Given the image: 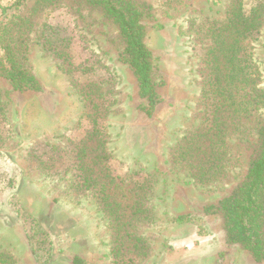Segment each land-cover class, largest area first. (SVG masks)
Here are the masks:
<instances>
[{"label":"rangeland","instance_id":"1","mask_svg":"<svg viewBox=\"0 0 264 264\" xmlns=\"http://www.w3.org/2000/svg\"><path fill=\"white\" fill-rule=\"evenodd\" d=\"M37 1H30L29 12ZM136 1L149 7L142 24L154 57L160 99L151 117L142 111L145 101L139 96L137 80L122 61L119 28L101 9L69 2L39 8L27 53V65L41 86L39 92L16 91L0 75V251L11 253L17 264H38L23 221L10 205L15 196L51 236L49 264H71L74 256L87 264H113L108 218L91 192L79 193L72 185L71 151L89 125L85 102L71 76L58 57L38 43V32L48 25L67 33L72 62L92 69L77 76L80 82L111 79L114 83L116 103L104 121L111 154L108 164L116 177L109 195L119 202L126 195L124 201L131 205L139 179L153 181L148 195L153 222L140 224L138 232L148 240L151 252L139 264H264L227 241L220 213L205 212L244 181L258 140L254 127L264 124V106L257 120H246L229 136V166L219 182L202 186L171 159L173 150L203 118L200 60L193 48L208 46L210 40L204 38L201 26L223 22L237 0H179L173 5L168 4L170 0ZM256 1L243 0L246 11ZM13 2L0 1V16L1 7ZM252 46L264 90V26ZM107 87L103 83V89ZM44 162L61 168L50 175ZM63 165L69 167L67 172L62 171ZM184 215H190L191 222L178 223L177 218Z\"/></svg>","mask_w":264,"mask_h":264},{"label":"trees","instance_id":"2","mask_svg":"<svg viewBox=\"0 0 264 264\" xmlns=\"http://www.w3.org/2000/svg\"><path fill=\"white\" fill-rule=\"evenodd\" d=\"M30 1L14 0L11 5L1 7L0 75L14 90H41L27 65L28 44L30 35L36 30L34 17L39 8L75 3L88 9H101L117 25L124 44L122 61L129 65L137 80L139 96L145 101L142 111L148 117L153 115L160 99L154 80V57L145 43L146 28L142 24L149 9L147 5L136 0H39L29 12ZM177 2L179 0H170L168 4ZM263 26L264 0H257L249 11L243 0L234 1L223 22L201 26L204 38L210 40L208 46L196 44L193 48L200 60L201 96L205 105L203 118L201 125L190 130L173 150L171 159L175 167L189 172L202 186L219 182L226 176L230 159L229 136L240 130L246 120H257L264 106L262 75L254 60L252 46ZM37 40L43 49L58 57L86 105L85 120L89 127L71 151L73 188L79 193L91 192L108 218L113 264H139V259H146L151 252L148 240L138 232L140 224L151 225L153 222V207L148 200L153 181L147 177L139 179L131 205L124 201L126 195L121 202L109 195L116 177L108 164L111 154L107 150L104 121L116 103L112 90L114 83L111 79L79 81L77 76L92 69L72 62L70 41L62 28L45 25L38 32ZM105 82L108 83L106 90L103 89ZM254 129L258 140L244 181L218 206L207 207L205 212L220 213L227 241L249 251L256 262H264V124L259 126L258 123ZM42 165L50 175L56 168H61L49 162ZM68 169L62 166L63 172ZM9 183L13 184L14 180L9 179ZM10 205L23 221L38 264H49L53 255L51 236L20 206L17 197H12ZM191 220L190 215L177 218L178 223ZM0 264H17V261L11 253L0 251ZM73 264L86 262L75 257Z\"/></svg>","mask_w":264,"mask_h":264},{"label":"crops","instance_id":"3","mask_svg":"<svg viewBox=\"0 0 264 264\" xmlns=\"http://www.w3.org/2000/svg\"><path fill=\"white\" fill-rule=\"evenodd\" d=\"M75 257H79V256H74V258ZM74 258L71 260V264H73V260H74ZM81 258V257H80ZM81 259H83V258H81ZM84 260V259H83ZM85 261V260H84ZM86 262V261H85ZM87 264V263H86Z\"/></svg>","mask_w":264,"mask_h":264}]
</instances>
